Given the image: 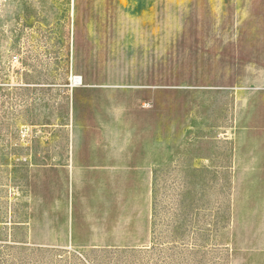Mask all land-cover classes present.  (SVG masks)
<instances>
[{"label":"rangeland","instance_id":"rangeland-1","mask_svg":"<svg viewBox=\"0 0 264 264\" xmlns=\"http://www.w3.org/2000/svg\"><path fill=\"white\" fill-rule=\"evenodd\" d=\"M117 85L143 87L163 139L148 244L35 242L31 170L66 160L73 103ZM0 264H264V0H0Z\"/></svg>","mask_w":264,"mask_h":264},{"label":"crops","instance_id":"crops-1","mask_svg":"<svg viewBox=\"0 0 264 264\" xmlns=\"http://www.w3.org/2000/svg\"><path fill=\"white\" fill-rule=\"evenodd\" d=\"M106 88L113 89L108 101L102 94L99 101L84 108L73 103V128L66 160L30 172L32 209L28 225L35 242L74 245L111 241L120 247L136 248L148 244L149 174L153 163H159L158 141L163 139L157 131L154 149L149 111L142 108L139 100H131L142 86ZM163 124L162 114L160 125ZM160 134L163 135V128ZM75 143L92 150L84 153L85 159L113 163L99 168H107L100 172L114 176H86L80 169L75 171L74 151L71 156ZM72 173L76 187L71 192ZM110 180L118 188L110 190ZM99 182L105 189L97 188Z\"/></svg>","mask_w":264,"mask_h":264},{"label":"built area","instance_id":"built-area-1","mask_svg":"<svg viewBox=\"0 0 264 264\" xmlns=\"http://www.w3.org/2000/svg\"><path fill=\"white\" fill-rule=\"evenodd\" d=\"M77 79H79L80 80L79 83H81V79L80 78H77V77H75V83H77Z\"/></svg>","mask_w":264,"mask_h":264},{"label":"bare ground","instance_id":"bare-ground-1","mask_svg":"<svg viewBox=\"0 0 264 264\" xmlns=\"http://www.w3.org/2000/svg\"><path fill=\"white\" fill-rule=\"evenodd\" d=\"M80 82V80L79 79H77V83H79ZM82 82V81H81Z\"/></svg>","mask_w":264,"mask_h":264}]
</instances>
